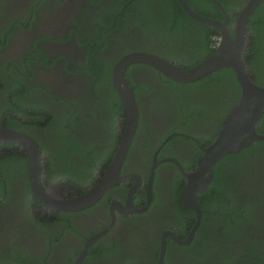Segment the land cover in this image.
I'll return each mask as SVG.
<instances>
[{"label": "flooded vegetation", "instance_id": "obj_1", "mask_svg": "<svg viewBox=\"0 0 264 264\" xmlns=\"http://www.w3.org/2000/svg\"><path fill=\"white\" fill-rule=\"evenodd\" d=\"M209 1L223 16L211 18L223 21L221 2ZM247 1H227L235 5L224 9L232 36ZM170 3L0 0V125L37 141L44 190L68 198L104 177L127 128V108L112 82L122 55L148 51L185 68L181 63L202 53L203 35L172 27ZM249 20L243 58L252 45ZM213 28L216 49L221 30ZM124 75L138 120L121 179L93 205L45 206L12 158L22 146L0 143V264H16V252L24 264H74L89 241L82 264H264L263 150L240 166L221 163L225 155L217 161L197 209L181 199L185 173L238 100L231 77L204 87L180 84L146 64H131Z\"/></svg>", "mask_w": 264, "mask_h": 264}, {"label": "water", "instance_id": "obj_2", "mask_svg": "<svg viewBox=\"0 0 264 264\" xmlns=\"http://www.w3.org/2000/svg\"><path fill=\"white\" fill-rule=\"evenodd\" d=\"M183 10L192 18L207 23L221 30L219 43L215 51L198 63L188 68H180L172 62L148 51H130L122 55L114 64L112 70L113 86L124 102L128 121L126 132L116 150L113 159L106 170L104 177L86 191L71 196L59 197L44 190L41 185V167L43 166L42 153L37 141L26 133L0 125V143L21 145L27 157V171L30 184L38 199L47 207L54 210L78 211L93 205L102 194L118 183L120 167L125 159L131 138L138 120L137 104L133 91L125 78V70L131 64H146L167 78L180 83L195 82L206 75L225 67H231L240 87L237 102L230 109L222 121V126L203 154L197 159L196 168L185 173L187 184L181 191L184 205L197 209L196 198L198 192L207 187L211 180V169L224 155L238 152L250 146L255 141L264 140V134L257 131V124L264 112V86L253 80V73L243 58V52L248 40L250 13L261 0H248L240 9L234 25V36L227 28L228 15L224 9V20L197 13L186 0H176ZM219 7L220 3L213 0ZM74 264H82L86 247Z\"/></svg>", "mask_w": 264, "mask_h": 264}, {"label": "trees", "instance_id": "obj_3", "mask_svg": "<svg viewBox=\"0 0 264 264\" xmlns=\"http://www.w3.org/2000/svg\"><path fill=\"white\" fill-rule=\"evenodd\" d=\"M167 1V0H163ZM171 3L168 5V7L172 10V13L170 14V23H172L174 26H171L173 28H185V29H192L195 31V34L197 32L201 35H203L202 39L199 42L198 47L202 51V53L195 58H191L190 61L186 60L185 62L181 63L185 68H188L192 66L194 63L197 62V60L201 59L207 54H211L214 51L215 47V38L219 37V32L217 29L213 28L212 26L204 23L199 22L193 18H191L180 6L179 3L176 2V0H170ZM188 4L197 12H199L202 15L210 16V17H217L219 19H222V13L220 12V9L211 1L209 0H186ZM228 1V0H227ZM226 0H219L221 2L222 6L227 11H234L235 5L229 4ZM232 22V19L230 20ZM197 31H196V30ZM249 31L252 34V45L248 46L245 50V60L247 61V64L251 67V71L253 73V80L261 85L264 86V0H262L260 6L255 9V11L251 14L250 20H249ZM202 43V45H200ZM223 76H229L231 77L234 89L237 91V99L240 95V88L235 81L234 78V72L231 68H224L222 70L212 72L205 77L197 80L198 83L192 84V85H206L207 84H214L217 85V83H222L226 81ZM164 79L173 82L172 80H169L166 77H163ZM227 82V81H226ZM202 83V84H201ZM181 84V83H180ZM212 86V85H210ZM204 87V86H203ZM216 87V86H214ZM257 131L259 133L264 134V112L261 116L260 121L257 124ZM264 151V140L255 141L250 146L242 148L238 152H232L227 155H225L221 159V163H225L227 161L232 162L231 164L237 165L239 162V166L241 163L245 160V157H247L252 152L257 151ZM24 152H20L15 156H12L13 160L17 163H20L22 165V170L27 169L26 165V156L23 154ZM233 166V165H232ZM216 188L217 186L213 182L210 184V187ZM217 190V189H216ZM16 264H24V258L25 256H19L16 252Z\"/></svg>", "mask_w": 264, "mask_h": 264}]
</instances>
